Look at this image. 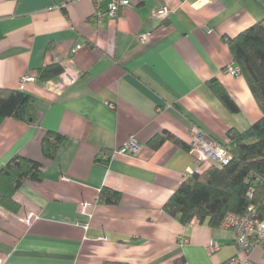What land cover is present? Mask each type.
Listing matches in <instances>:
<instances>
[{
    "label": "crops",
    "instance_id": "obj_1",
    "mask_svg": "<svg viewBox=\"0 0 264 264\" xmlns=\"http://www.w3.org/2000/svg\"><path fill=\"white\" fill-rule=\"evenodd\" d=\"M110 1L75 0L62 10L59 0H0V88L17 89L23 74H33L22 90L39 111L37 123L1 121L0 165L19 154L43 166L40 180L15 193L16 213L0 207L1 264H219L244 257L231 230L182 224L162 209L197 162L171 138L156 148L149 142L168 132L189 145L194 127L226 142L228 129L245 130L261 117L244 78L225 69L236 67L227 37L263 19L264 0H130L116 18L106 14ZM162 8L166 14L154 15ZM145 33L149 41L141 43ZM75 44L81 47L70 54ZM57 58L63 72L37 80V69ZM212 79L238 111L207 86ZM48 131L65 137L52 158L41 146ZM130 136L140 150L115 153ZM102 187L120 192L119 203L99 202ZM29 213L35 217L26 222ZM211 243L219 247L214 252ZM248 255L264 264L263 247Z\"/></svg>",
    "mask_w": 264,
    "mask_h": 264
},
{
    "label": "trees",
    "instance_id": "obj_2",
    "mask_svg": "<svg viewBox=\"0 0 264 264\" xmlns=\"http://www.w3.org/2000/svg\"><path fill=\"white\" fill-rule=\"evenodd\" d=\"M226 42L232 62L246 81L262 115L245 130L228 129L227 141L221 142L230 148L231 158L227 164H200V170L187 173L163 204L162 209L182 224L196 220L218 227L226 212L242 214L251 205L260 218L264 217V18L236 36L227 37ZM62 72V66L52 62L37 69V80L45 81ZM207 86L229 111H238L235 101L216 79L208 81ZM9 117L27 124L37 123L36 98L20 88H0V123ZM64 138L60 133L46 132L41 142L43 154L52 158ZM167 138L189 151L187 143L168 132L154 136L149 143L156 148ZM42 167L40 162L19 154L0 165V207L16 213L20 206L15 201V193L25 181L40 180ZM249 187L253 189L252 198L247 195ZM120 199V192L107 187L100 189L99 202L115 205Z\"/></svg>",
    "mask_w": 264,
    "mask_h": 264
},
{
    "label": "built area",
    "instance_id": "obj_3",
    "mask_svg": "<svg viewBox=\"0 0 264 264\" xmlns=\"http://www.w3.org/2000/svg\"><path fill=\"white\" fill-rule=\"evenodd\" d=\"M75 0H59L57 7L60 9H65L69 4ZM130 0H111L108 4L106 14L110 18H116L119 14V10L122 6L129 5ZM154 15H163L167 13L166 8L155 10ZM95 19L100 22L102 21V14L97 12L95 14ZM141 43H146L149 41V34H141L139 36ZM80 44H75L71 50L70 54H74L79 48ZM56 62L59 61L57 58ZM226 72L232 75H239V69L237 67H227ZM35 76L30 73L23 74L20 78L19 88L23 89L26 82L34 81ZM70 80V79H69ZM191 140L189 143V151L193 154L197 166L195 170H200V164L214 163L217 165H225L229 162L231 158L230 148L221 142L211 139L205 135L199 128H191ZM141 148L140 142L133 136H130L128 140L121 145L119 148L114 150L118 154H136ZM62 180H67L66 177H61ZM264 184V180H263ZM249 198L253 196V189L249 187L247 191ZM81 211L86 213V205H81ZM34 214L29 213L25 221L30 222L34 218ZM220 228L228 229L233 232V238L235 244L239 251L245 254L244 257L238 255L232 256L219 264H253L249 258V252L256 246H261L264 248V217L260 218L257 214L256 208L254 206H249L247 211L239 214L233 211H228L223 216L220 224ZM100 239H105L101 237ZM219 247L215 243H211L209 250L214 252ZM2 263V258H0V264Z\"/></svg>",
    "mask_w": 264,
    "mask_h": 264
}]
</instances>
